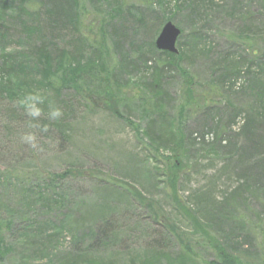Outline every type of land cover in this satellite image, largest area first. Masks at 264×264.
Segmentation results:
<instances>
[{
  "label": "rangeland",
  "instance_id": "374dc122",
  "mask_svg": "<svg viewBox=\"0 0 264 264\" xmlns=\"http://www.w3.org/2000/svg\"><path fill=\"white\" fill-rule=\"evenodd\" d=\"M50 1L0 0V264H210L220 246L264 264V0H78L76 28L48 25ZM168 21L174 57L155 45ZM44 48L64 57L51 80ZM33 89L63 109L50 131L16 104Z\"/></svg>",
  "mask_w": 264,
  "mask_h": 264
},
{
  "label": "trees",
  "instance_id": "16d2710c",
  "mask_svg": "<svg viewBox=\"0 0 264 264\" xmlns=\"http://www.w3.org/2000/svg\"><path fill=\"white\" fill-rule=\"evenodd\" d=\"M180 3H178V5L180 7H182L184 4L185 5H190V3H186V2H183L182 0H178ZM178 7V6H177ZM82 6L81 4H79L78 0H51L50 1V4L47 6V9H46V20L48 22V25H52V23L56 22L58 19V21L60 22V19L62 18L61 14L62 12H65L67 18L69 17L70 21H71V24L74 28H76L79 24H80V19L83 15V12H82ZM60 24V23H59ZM86 38H88L87 36H85ZM88 42L90 43L91 47H94L96 50L95 52L99 54L100 56V59L102 60L103 57H104V52L106 51L104 49V40H103V36H101V38L99 37V34H94L93 36V40L88 38ZM60 50V49H59ZM63 51V50H62ZM44 52L42 54V58L45 62V64L43 65L45 70H43V74L45 76L48 77V79L51 80V76H49V70H50V67L52 69L55 68L56 64L58 62H60L61 60L64 59L63 56H54L51 54V51L49 50H46L45 48L43 49ZM162 53L166 54L168 57H174L175 55L177 54H172V53H169V52H165V51H161ZM47 63L49 64V66H47ZM101 65H102V62H101ZM69 70H72L71 67L69 68ZM46 71H48L46 73ZM243 71V70H242ZM87 75H89V72L87 73ZM78 75L76 74V70L75 72L74 71H70L68 72L67 74L63 75L62 77L64 78V80H70V84L71 86L75 87V91L78 92V94H81L80 93V87H79V81L80 79H77ZM91 76H93V73L91 72ZM96 87L97 89H95L96 91H98L102 97H107V96H110L109 94V90L108 88L106 87V85H104L103 81L100 82V80L97 79L96 77ZM13 98H9L11 101L17 99L15 96L11 95ZM152 98L154 99L155 101V105H161L163 104V100L165 98V94L162 92V91H159L157 89L154 90V92L152 93ZM13 103V102H12ZM115 114L118 113V111H113ZM24 118V116H22L20 119L22 120ZM40 124L41 126H46L47 128V131L49 130L50 131V128L52 127V125H50L52 123V121H47L48 123H45V119L44 118H40ZM259 119H262V118H259ZM259 119H256L255 122H257L258 124H261L262 123V120H259ZM51 122V123H50ZM255 122L252 123V120H250L247 124V128L246 129H250V133L251 135L253 136V138H256L257 134L256 132L258 133V129L255 128L254 124ZM28 125V123H27ZM46 131V132H47ZM42 132H45V131H42ZM262 139V138H260ZM260 144H262V140L260 142L259 140V144L258 146H260ZM176 166V170L178 169L177 165ZM71 173L70 171L68 172H65L63 173L62 175H59V177H63V176H68V174ZM72 174V173H71ZM170 179V178H169ZM178 181V178L176 177L175 175V181L174 182H177ZM117 186H120L121 185H117ZM129 194H131V196L133 198H135V196L132 195V191H129ZM171 194H172V197L175 198L176 196V192L172 191L171 190ZM138 195H140V193H138ZM139 197V196H138ZM140 198V197H139ZM136 199V198H135ZM143 202V201H142ZM149 204V203H148ZM178 204H180L178 202ZM150 206V204H149ZM162 215L160 213H157L155 210H152V207H151V221L156 224V225H160V226H163L164 224V221H165V218L161 217ZM192 217V220L195 222L196 225H198L199 228L203 229V225L199 222L198 218L194 217L193 215H191ZM112 223L106 221V222H103L102 224V229H100V232L102 231V234H103V238L100 240V244L101 245H107L106 243H108L109 240H111L108 236V232L112 230ZM110 229V230H109ZM220 248H222L220 246ZM219 248V253H220V262L219 261H211L210 264H241L239 259L233 257L232 255L230 254H227L225 252H222L221 254V251L222 249Z\"/></svg>",
  "mask_w": 264,
  "mask_h": 264
},
{
  "label": "clouds",
  "instance_id": "9594fccd",
  "mask_svg": "<svg viewBox=\"0 0 264 264\" xmlns=\"http://www.w3.org/2000/svg\"><path fill=\"white\" fill-rule=\"evenodd\" d=\"M16 104L23 109L28 118L29 128H40L47 131L46 126H41L40 118L45 116L48 120L57 121L63 116L61 106L50 100L47 94L41 89L26 91L16 100ZM21 141L32 148H37V135L35 132L27 131L21 136Z\"/></svg>",
  "mask_w": 264,
  "mask_h": 264
},
{
  "label": "water",
  "instance_id": "95a60500",
  "mask_svg": "<svg viewBox=\"0 0 264 264\" xmlns=\"http://www.w3.org/2000/svg\"><path fill=\"white\" fill-rule=\"evenodd\" d=\"M180 33V29L172 22L164 23L155 40L156 48L160 51L178 54L177 41Z\"/></svg>",
  "mask_w": 264,
  "mask_h": 264
}]
</instances>
